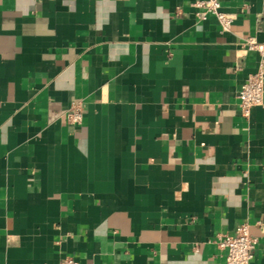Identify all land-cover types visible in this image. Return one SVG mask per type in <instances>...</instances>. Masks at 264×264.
I'll return each mask as SVG.
<instances>
[{
	"label": "crops",
	"instance_id": "1",
	"mask_svg": "<svg viewBox=\"0 0 264 264\" xmlns=\"http://www.w3.org/2000/svg\"><path fill=\"white\" fill-rule=\"evenodd\" d=\"M195 1L0 0V264H225L243 222L264 264V0Z\"/></svg>",
	"mask_w": 264,
	"mask_h": 264
},
{
	"label": "built area",
	"instance_id": "2",
	"mask_svg": "<svg viewBox=\"0 0 264 264\" xmlns=\"http://www.w3.org/2000/svg\"><path fill=\"white\" fill-rule=\"evenodd\" d=\"M194 7L201 20L214 17L223 31L232 27L234 14L222 8L221 0H196ZM244 52L254 51L259 55L257 70L250 73L242 84L238 96L241 114L249 118L251 110L264 103V42L254 36H247L242 43ZM68 123L77 125L83 121L84 107L81 100H74L66 112ZM247 222L239 224L233 234H220L215 241L218 247L225 250V264H250L258 244ZM53 264H81L72 256H67Z\"/></svg>",
	"mask_w": 264,
	"mask_h": 264
}]
</instances>
